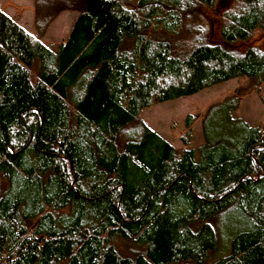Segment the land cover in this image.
Returning <instances> with one entry per match:
<instances>
[{"label": "trees", "instance_id": "obj_1", "mask_svg": "<svg viewBox=\"0 0 264 264\" xmlns=\"http://www.w3.org/2000/svg\"><path fill=\"white\" fill-rule=\"evenodd\" d=\"M33 3L36 36L0 10V264H264V122L177 149L139 119L229 80L260 87L264 0L231 1L214 40L217 0ZM66 10L53 50L40 38Z\"/></svg>", "mask_w": 264, "mask_h": 264}, {"label": "rangeland", "instance_id": "obj_2", "mask_svg": "<svg viewBox=\"0 0 264 264\" xmlns=\"http://www.w3.org/2000/svg\"><path fill=\"white\" fill-rule=\"evenodd\" d=\"M231 1L234 0H217L215 11L218 14L210 11L206 13L212 19V25L206 27L205 32L207 36L213 35V40L218 34V15ZM33 4V0H0V9L36 36ZM77 16L78 12L72 10L58 13L40 41L54 50L66 40ZM248 88L250 86L245 79L229 80L195 95L153 105L142 110L139 119L177 149L184 148L181 139L187 132L190 133L191 149L235 139L240 133L238 119L251 126H261L264 122V83L251 91H247ZM233 98L237 101L235 106ZM233 106L235 110L230 113V119L228 112ZM188 117H191V123L187 128ZM238 219L236 214L223 215L215 224L217 233L223 237L229 233L230 236L233 228L236 229L238 225ZM227 253L226 250L218 249L211 254V258L216 259Z\"/></svg>", "mask_w": 264, "mask_h": 264}, {"label": "crops", "instance_id": "obj_3", "mask_svg": "<svg viewBox=\"0 0 264 264\" xmlns=\"http://www.w3.org/2000/svg\"><path fill=\"white\" fill-rule=\"evenodd\" d=\"M1 10V9H0ZM3 13H5L3 10H1ZM6 14V13H5ZM8 17H10L8 14H6Z\"/></svg>", "mask_w": 264, "mask_h": 264}]
</instances>
